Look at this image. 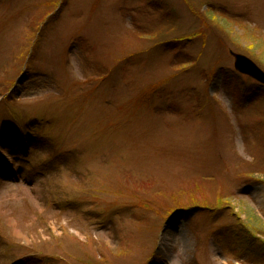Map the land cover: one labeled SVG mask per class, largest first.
Masks as SVG:
<instances>
[{
	"label": "rangeland",
	"instance_id": "1",
	"mask_svg": "<svg viewBox=\"0 0 264 264\" xmlns=\"http://www.w3.org/2000/svg\"><path fill=\"white\" fill-rule=\"evenodd\" d=\"M230 50L264 70V0H0V126L32 128L1 133L0 264H34L27 250L70 264H257L263 251L217 230L232 208L264 240V87L237 75ZM153 89L149 107L131 104ZM148 198L220 214L197 213L195 230L171 217L176 232L152 253L162 220Z\"/></svg>",
	"mask_w": 264,
	"mask_h": 264
},
{
	"label": "bare ground",
	"instance_id": "2",
	"mask_svg": "<svg viewBox=\"0 0 264 264\" xmlns=\"http://www.w3.org/2000/svg\"><path fill=\"white\" fill-rule=\"evenodd\" d=\"M192 3V2H191ZM209 12H211V13H214L213 12V10H209ZM238 14V12H235V14ZM239 15V14H238ZM242 21V20H241ZM35 29V28H34ZM49 31V30H48ZM47 31V32H48ZM41 32L39 31V30H37V29H35V31H34V34H33V37L31 38V39H35V42H37V35H39ZM185 36L186 37H184L185 39L187 38V39H190L192 36H195V37H197V38H203V36H204V33H202V32H200V31H197V30H192V29H187L186 30V32H185ZM190 36V38H188ZM32 40V42H30V44H31V47H27L26 48V51H22V53H21V57H23L22 58V61H28V60H30V59H32V57H30V55L31 54H34V52H36V50H37V46L35 45V42ZM148 42V41H147ZM22 46H24V45H22ZM144 51V50H143ZM101 52H102V50H101ZM148 52V51H147ZM240 53H243V52H240ZM181 57V56H180ZM182 61H185V62H188L189 61V58L188 57H186V58H182L181 59ZM27 62H24V66H25V68L27 67ZM144 70L145 71H147V72H149V69H147V68H144ZM264 74V73H263ZM261 75V74H260ZM262 77H263V81H264V75H261ZM161 81H163V82H166V80L165 79H162ZM263 81H261V82H263ZM264 83V82H263ZM150 94H152L153 95V93H150ZM154 98H155V96H152V97H149V91H144V92H142L140 95H137L136 96V99L137 100H139L138 101V103L137 104H135L136 102H132L131 101V104H134L135 106H136V108H138L139 110H144V106H146V107H149V101L152 103L153 101H154ZM146 109V108H145ZM118 122H119V120H117L116 121V123L115 124H118ZM217 122V121H216ZM12 129H14L15 131H18V132H20V133H22V134H24V135H28L29 134V132L32 130V128H30L29 127V125L27 124V125H18L17 127H15V128H12ZM49 144V147H55V144L54 143H48ZM1 175H5V174H2L1 173ZM35 186V185H34ZM200 200H196V201H192V203H204V202H199ZM190 202V201H189ZM9 207V206H8ZM12 207V206H11ZM11 207H10V209H11ZM12 210V209H11ZM173 211H175V209L173 210ZM177 216H181V214H177ZM173 231H174V228H170V229H168L167 230V232L165 233V235H167V236H170L172 233H173ZM8 239V240H7ZM11 238L10 237H8V238H6L5 236H2V235H0V247H2L3 246V242L4 241H7L8 243H9V240H10ZM3 240V242H1ZM56 245H58L59 243H55ZM17 245H18V243H17ZM29 251H31V250H27L26 252H25V254H36L37 252H29ZM53 257V255H50V254H44V255H42V254H40V255H38V257L37 258H52Z\"/></svg>",
	"mask_w": 264,
	"mask_h": 264
},
{
	"label": "water",
	"instance_id": "3",
	"mask_svg": "<svg viewBox=\"0 0 264 264\" xmlns=\"http://www.w3.org/2000/svg\"><path fill=\"white\" fill-rule=\"evenodd\" d=\"M236 66L239 68L241 71L249 73L256 77L257 79L263 81V77L261 75H264L262 72H260L254 65L248 61L247 59L237 56L236 59ZM261 74V75H260ZM264 82V81H263Z\"/></svg>",
	"mask_w": 264,
	"mask_h": 264
}]
</instances>
